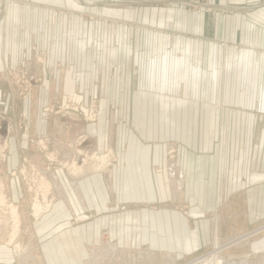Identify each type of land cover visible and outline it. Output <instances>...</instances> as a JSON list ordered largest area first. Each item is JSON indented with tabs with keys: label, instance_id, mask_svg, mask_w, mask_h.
<instances>
[{
	"label": "crops",
	"instance_id": "1",
	"mask_svg": "<svg viewBox=\"0 0 264 264\" xmlns=\"http://www.w3.org/2000/svg\"><path fill=\"white\" fill-rule=\"evenodd\" d=\"M36 1L0 5L4 15L0 17V81L8 79V72L28 56L41 53L48 60L47 69L52 49L63 53L62 71L54 76L47 70L34 103L18 105L9 95L12 103L4 104L5 112L18 110L21 117L33 112L35 134L41 135L52 129L38 118L52 96L72 93L86 104V97L95 94L99 104L95 122L87 127L89 134L96 148H110L116 156L109 174H87L75 186L61 172L54 174L62 198L35 227L36 242L42 243L37 251L46 256L45 264H64L66 255L78 257L76 264H86L87 256L107 252L124 257L125 264H177L179 258L209 253L215 238L225 241L224 261L264 264L262 233L253 231L243 237L230 232L219 238L218 233L207 232L204 226L211 219L201 211L211 205L226 208L231 177L244 176L247 168H254L258 179L249 187L256 195L249 201L247 195L243 197L246 206L254 209L244 214L245 222L248 214L264 213L260 204L264 181L259 173L264 153L252 148L238 156L230 146L264 139V118L250 114L257 107L252 96L264 90V0H201L193 4L195 8L178 0H94L98 2L91 9L79 0L84 6L75 25L79 38L86 42L89 32L100 47H110L108 67L101 57L86 58L80 45L77 58L72 56L73 48L68 50L65 41L73 24L64 25L63 41L54 47L49 33L63 21L52 25L53 11L40 8ZM86 13L95 15L94 23L81 16ZM165 48L168 56L163 55ZM75 59L78 80L95 82V87L87 89L82 82L70 92L71 74L77 78L71 69ZM33 64L36 75L44 69ZM220 64L221 70L216 69ZM12 118L6 127L8 154L14 153L18 167L26 145L17 136V117ZM167 146L175 159L165 165ZM247 159L252 162L247 164ZM172 177L180 180L173 187ZM217 178L221 183L216 184ZM167 196L170 202L179 199V206L190 207L188 217L168 216ZM105 237L115 243L112 251L103 248ZM251 238L263 240L247 242ZM247 245L254 250L248 251Z\"/></svg>",
	"mask_w": 264,
	"mask_h": 264
},
{
	"label": "rangeland",
	"instance_id": "2",
	"mask_svg": "<svg viewBox=\"0 0 264 264\" xmlns=\"http://www.w3.org/2000/svg\"><path fill=\"white\" fill-rule=\"evenodd\" d=\"M13 1L16 2V0H0V5H2V7H8L11 2L14 3ZM81 1L86 4L85 8L90 9L93 7L95 8L92 4L98 2L94 0ZM178 1H180L181 4H186L188 7H194L195 5L193 4H195V2H199L201 4V0ZM25 2L26 1L23 3ZM36 3H38L39 7L42 9L46 7V9L53 11L52 15L54 17L52 25L54 23L61 22L60 20L63 21L60 25L57 24L55 27L53 26L49 33L52 36V43L54 44V47L63 41V34H61V31L64 25L73 24L68 31L70 38L66 39L65 37L67 49L69 50L73 48L71 50L72 56L76 57L79 54L77 48L80 45L82 47L81 52L86 58L89 56L91 57V60H94L95 57H98V59L101 57L102 62L108 61L107 59L110 58L112 54L110 47L103 45L100 47V43H96L94 35L89 32L86 42H84V39L79 38V26L75 25H78L76 23L79 18L78 11L81 8V10L84 9L83 4L79 0H37ZM24 5H26V3ZM76 6L79 9H76ZM69 8L71 10H67ZM81 16L83 18L86 17L84 19H86L87 23H94L95 21V15L93 13H86V15L82 14ZM0 17L3 19L4 15H0ZM156 38L158 37L156 36ZM49 41L51 42V40ZM167 51L168 50L165 48L163 55L168 56L169 52ZM62 54V51L61 53L59 51L56 53V51L54 52V49L50 50V60L47 69L45 67L48 60L45 56H42L41 53L31 59L29 56L25 57L23 60L24 63L21 64L20 67L16 70L8 72V79L0 81L2 84H0L1 88L3 89L0 93V251L3 256L0 259V262H4V264H45L46 256L39 255V251H37V246L42 247V243L40 241L36 242L35 227L36 223L43 216L50 213L55 202L60 197L62 198L63 193L61 188L58 186L56 176L54 175L55 173L61 172L65 175L66 180L68 179L70 183H73V179H76L77 181V179L83 176L78 174L75 176V170H72L71 166H76L77 168H81L83 170L86 168L92 169V172L88 173V175L91 173L107 175L109 174L111 166L116 162L114 152H112L110 148H96L94 140H92V137L89 134L90 129L87 127L95 122L99 104V98L93 93H91L93 95L86 97L88 101L86 104L82 103V101L76 100L72 93L66 95L65 97L61 96V98L52 96L50 101L47 100L45 106L41 109V112H39L38 118L46 122L47 126H51L52 129H46V131H49L41 135L35 134L37 123L34 120L35 118L32 119L33 112H31L30 115L28 113V116L26 117H21L18 110L17 112L14 110V112L10 115L8 112H5L4 104L8 105L9 103H12V100H8L9 95H12L11 98H15V104L17 103L18 105L19 103L26 102L30 104L36 102V93L39 87H41V84L44 83V76L48 74L47 70L50 69V72L54 73V76L58 75L59 72L62 71ZM54 56L56 60L53 61ZM157 57L163 56L158 54ZM33 63H36L38 66L40 65L39 67L43 65L44 69H39V73L37 75L35 74L36 71H34L36 65ZM71 63V69H75L73 70V73L77 74V78L75 79L73 76L74 74H71V77L68 80L70 84L69 87L71 89L70 92H74V88L82 82L83 86L87 89L89 87H95V82L87 79L78 80L79 65L76 63V59L72 60ZM106 66L108 67V62L106 63ZM215 68H220L221 70L222 65H216ZM103 69H105V67H103ZM43 70H45V73ZM42 73L44 74L42 75ZM52 82L55 83L56 81L52 80ZM98 84H100V81H98ZM156 84H158V80ZM105 85L106 82L103 81V88ZM252 98L253 103H257V107H252L250 114L253 117L264 118V90L258 91L257 95L252 96ZM13 116L17 117V136L18 138L22 137L23 143L26 145V148L24 149L26 151V156L24 155V157L20 160L18 167L15 166L16 162L13 157L14 153L10 152L12 156L8 154V151H10L9 147L11 148V146L9 144V133L6 127L9 122L13 121ZM29 116L32 122L28 119ZM250 129L253 130L252 128ZM67 130L68 132L71 131V133L66 135L65 133ZM261 130V134L264 136V124H262ZM11 134L10 136H13ZM246 136L248 137V134ZM246 142L247 143L230 146L235 147L233 152H235L238 156L245 152L249 153L252 148H257L256 150L264 153V139L257 144H250L249 140ZM13 145L15 147L17 146V144ZM168 146L166 150L165 165L167 161L170 163L169 161H172L173 158L175 159V155L172 153L173 151H170ZM170 147H174V144ZM247 160V164L252 162L251 160ZM102 161L104 162V166L99 169L100 165H102L100 164ZM262 163L263 169L261 171L259 170V173L263 176L264 181V160ZM14 166L15 168H13ZM245 171L244 176L231 177L229 184L230 191L225 194V198H227V194L230 196L229 203L226 208H214L213 205H211L208 209H201L203 216L207 215V218L211 219V223L204 226L208 230L207 232L218 233L220 238L224 233L227 234L231 232V234L234 235V232H239L243 233V236L245 233L256 231L258 235L262 233L264 237V213L260 214L258 212L259 215L256 217H251L248 214L246 217L248 221L245 222L246 220L244 218V214L249 211H253L254 207L246 206L243 197L244 195H247V198L245 199L249 201L256 195L255 190H252V187H249V184L251 183L253 186V181L258 179L257 177L255 178L254 174L256 171L254 168H247ZM231 172L232 174L234 173L232 169L229 170L230 175ZM180 178H182V176L179 175V179ZM167 180L169 182V179ZM175 180L180 182V180L172 177V187ZM219 183H221V180L217 178L216 184ZM240 188H246L247 190L244 189L239 191ZM41 194L46 195V200L41 203V206L44 207L47 202L48 208L46 212L43 214L41 213V218L36 221L33 217V203H35L34 200L37 196L41 199ZM214 194L216 195L219 193ZM167 195L169 196V189ZM261 196L262 199L260 204L264 207V192ZM169 199L170 198L168 197V204L170 206L167 207L168 216L176 215V213H178L177 215L188 217V214H190V207L179 206V204H181L179 199L176 202H170ZM8 206L14 207L13 209H15L18 214L20 226L17 231L13 228L12 222L10 221V209H8ZM149 211L152 212L154 209L151 208ZM214 219H219V222L214 224ZM220 220H223L224 222H220ZM76 223L77 222H73L72 225L75 226L77 225ZM238 239L241 240V238ZM238 239L237 241H239ZM256 239L257 238H251L247 240V242L255 243ZM262 240L257 239L258 242H262ZM210 242L212 244L210 251H208L209 253L204 256H195L185 260L179 258L177 264H217L218 260L230 264L224 261L225 258L222 255L223 252H221L223 251V249H221V246H223L222 242L225 241L215 238ZM115 247V243L111 242L110 239L107 237L103 239V248L105 251L106 249L107 251H112ZM249 249L254 250V246H248L247 250L250 251ZM63 258L66 260L64 264H76V261L74 260L78 257L66 255ZM86 264H125V262L124 257H118L107 252L103 255L87 256Z\"/></svg>",
	"mask_w": 264,
	"mask_h": 264
},
{
	"label": "bare ground",
	"instance_id": "3",
	"mask_svg": "<svg viewBox=\"0 0 264 264\" xmlns=\"http://www.w3.org/2000/svg\"><path fill=\"white\" fill-rule=\"evenodd\" d=\"M100 164H102V165H100L99 169L103 168L104 162L102 161V163H100ZM71 169L75 170V172H74L75 176L77 174L84 176V175H87L88 173L92 172V169H90V168H86V169L83 170L81 168H77L76 166H71ZM72 182H73L72 184L74 186L76 184V179H73ZM174 183H180V182L175 180ZM40 197H41V199H39V197L37 196L36 199L34 200L35 203H33V206H34V209H33L34 210L33 211L34 216L33 217H34V219L36 221L41 218L40 217L41 213L43 214L44 212H46L47 208H48L47 202H46V205L44 207L41 206V203L46 200V195L45 194H41ZM11 208H12V210H11ZM13 208L14 207H12V206H8V209H10V217H11L10 221L12 222L13 228L16 229V231H17L19 229V226H20V220H19V217H18V214H17L16 210L13 209ZM204 264H207V263H204ZM213 264H216V263H213ZM217 264H227V263H224L223 261L218 260Z\"/></svg>",
	"mask_w": 264,
	"mask_h": 264
}]
</instances>
